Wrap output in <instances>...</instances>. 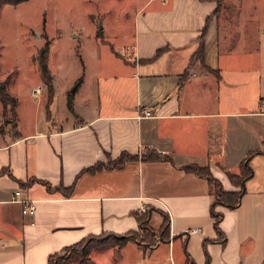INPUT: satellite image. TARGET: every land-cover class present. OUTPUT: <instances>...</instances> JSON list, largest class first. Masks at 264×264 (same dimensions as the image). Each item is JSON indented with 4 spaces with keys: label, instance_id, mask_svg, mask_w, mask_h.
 <instances>
[{
    "label": "crops",
    "instance_id": "crops-1",
    "mask_svg": "<svg viewBox=\"0 0 264 264\" xmlns=\"http://www.w3.org/2000/svg\"><path fill=\"white\" fill-rule=\"evenodd\" d=\"M133 1L129 22L74 34L73 75L49 49L53 92L39 68L29 90L44 107L42 123L0 132V264H49L88 236L148 230L141 217L148 239L95 250L98 257L123 264L133 244L139 262L164 243L172 264H264V168L254 162L264 156L263 78L258 49L245 50L253 27L229 28L217 0ZM237 2L224 0L223 10L247 6ZM245 158L255 170L250 164L241 202L215 207L221 233L212 185L186 166L207 167L225 190H240L229 174H240ZM21 199L35 212L23 213Z\"/></svg>",
    "mask_w": 264,
    "mask_h": 264
},
{
    "label": "rangeland",
    "instance_id": "rangeland-1",
    "mask_svg": "<svg viewBox=\"0 0 264 264\" xmlns=\"http://www.w3.org/2000/svg\"><path fill=\"white\" fill-rule=\"evenodd\" d=\"M231 1L235 3L237 0H226L228 4ZM240 2L247 3V6H226L223 10L221 5V16L231 29L239 20L246 22L248 27H253L246 32L254 37L247 41L245 50L258 49L264 93V0H238L237 3ZM134 3L133 0H25L17 5H4L0 13V80L8 81V90L10 88L17 104L13 109L11 103L4 105L0 101V132L24 133L42 123L44 107L38 104L29 91L30 87L38 82V62L35 56L41 47L48 44L53 62L60 60L61 67L65 60L66 67H69L65 75L71 76L75 72V44L80 42L74 34L88 30L107 31L112 23L117 25L124 21L129 22V11L134 8ZM251 14H254L255 18L253 22H250ZM52 65L55 67L54 63ZM54 72L58 76L64 75L56 70ZM14 110L17 111L16 114ZM254 162L257 169L264 168V156H258ZM250 164L253 167L251 162ZM236 179L240 180L241 177ZM212 185L216 191L217 186L215 183ZM157 222L154 217L152 224L156 225ZM146 238L147 234L141 232L139 239ZM108 241L120 242L112 237ZM95 243L94 241L88 246ZM82 249L80 247L79 253L63 251L60 255L65 256L67 264H82L80 260L83 257L80 259L78 256L82 254ZM176 250H179L178 247ZM97 252L94 250L90 253L91 260L100 264H111L107 263L104 255L98 257ZM138 253L136 245H128L122 263L172 264L167 244L164 243L154 250L150 258L143 261L138 262ZM62 261L58 260L57 264Z\"/></svg>",
    "mask_w": 264,
    "mask_h": 264
},
{
    "label": "trees",
    "instance_id": "trees-1",
    "mask_svg": "<svg viewBox=\"0 0 264 264\" xmlns=\"http://www.w3.org/2000/svg\"><path fill=\"white\" fill-rule=\"evenodd\" d=\"M22 1H25V0H0V13H1L4 5H6V4L17 5ZM221 2H222V0H217V4H219V8L222 5ZM204 50H205L204 49V40H202L200 45H199L198 51L196 53L201 60L203 59ZM48 55H49V46H48V44H45L43 47H41L38 50V54H37V56H35V60H37V62H38V68H39L41 77L44 80V82L47 84L48 89H49V93L51 95L53 92V84H52L53 79H52V74H51L49 66H48ZM0 101L4 105L11 103L13 109L15 108V106L17 104L16 98L14 96H12L8 91V81L7 80H0ZM69 107L72 108L71 98L69 99ZM132 157H133L132 155H125L122 158H132ZM143 157L153 158V157H155V155L154 154H152V155L148 154V155L143 156ZM123 160L124 159H118L115 161L110 160L107 163H97L91 167H88L85 170L86 171H96V170L103 168V166H105V165L106 166L107 165H114V164L121 165ZM186 169H189L191 171H195L197 174L199 173L201 175L206 176L210 182V185L215 183V185L217 186L216 191L213 189L214 194H215V199H214L215 201H214V204L212 205V215L215 216V225H216L217 230L221 232V230L218 229V224H219L223 215L220 212L216 211L215 207L217 204H223V205H226L228 207L229 206L235 207L241 202L240 199L244 193V180L251 177L253 175V172H254V170L250 166L249 159L245 158L243 160V162L241 163L240 174H234V173L229 174L232 182L241 186L240 190H228V191L225 190L221 181L218 178H216L207 167H203V166H199V165L198 166L187 165ZM238 176L241 177L240 180L236 179ZM212 188H213V185H212ZM146 218H147L146 221H148V217H146ZM139 220L141 221L142 230L144 227V229L145 228L148 229L146 231H149V228L147 226H145L144 219H142V217H141ZM168 220H169L168 218L165 220L164 227H166V223ZM146 231H144V234H147L146 239H148L149 238L148 236L150 233H147ZM139 236H140V233L134 232V231L129 232L125 235H118L115 233H103L100 235L88 236L76 244L65 247L61 252L51 255L49 258V264H57L58 260H60V259L63 260L61 264H67L65 256L61 257L60 254L63 251H72L75 253H79L80 247H81V249L83 247V249L81 250L82 254L78 255V256H80V259L83 257V259L80 260V263H82V264H97L95 261L91 260L90 253L92 251L100 250V249H106V248H110V247H114V246L123 247L129 240H140V241L146 240V239H139ZM111 237L115 238L117 240H120V242L119 243H116V242L110 243L108 240ZM94 241L96 242L95 244L88 246V244H90Z\"/></svg>",
    "mask_w": 264,
    "mask_h": 264
},
{
    "label": "built area",
    "instance_id": "built-area-1",
    "mask_svg": "<svg viewBox=\"0 0 264 264\" xmlns=\"http://www.w3.org/2000/svg\"><path fill=\"white\" fill-rule=\"evenodd\" d=\"M33 92L35 94H38L40 92V89L39 88H35L33 90ZM151 115H153V111H150L148 109H143L141 110V116H148V117H151ZM21 191L20 190H16L15 191V195H20ZM21 202H23L25 205L22 209V212L23 213H34L35 212V209H36V205H35V202L33 200H29V199H21L20 200ZM199 229H190L189 231L191 233H195L197 232Z\"/></svg>",
    "mask_w": 264,
    "mask_h": 264
}]
</instances>
